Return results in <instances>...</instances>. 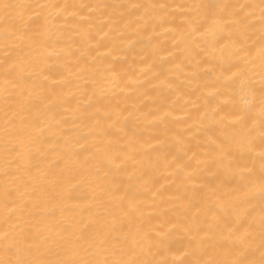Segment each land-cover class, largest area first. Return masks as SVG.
Returning <instances> with one entry per match:
<instances>
[{"label":"bare ground","instance_id":"bare-ground-1","mask_svg":"<svg viewBox=\"0 0 264 264\" xmlns=\"http://www.w3.org/2000/svg\"><path fill=\"white\" fill-rule=\"evenodd\" d=\"M21 2L33 4L24 14L25 19L39 13L41 19L47 17L50 31L43 38L46 45L37 47V63L27 66L38 87L32 90L31 96L26 93L21 97L19 88L13 89L10 84H5L10 77H6V65H3L7 49L3 37L5 25L0 22V187L5 181L3 128L7 87L13 109L18 110L22 105L26 110L22 114L27 120H34L37 129H44L40 142L48 149L46 161L56 159V154L63 152L66 138L72 141L69 151L79 153L80 162L98 149L101 154L134 156V161H128L127 172L122 174L125 183L120 194L127 189L129 199H135L136 223H142L143 230L151 232L156 242L152 249L154 255L141 258L167 260L169 264L192 259L196 234L188 231V227L194 222L197 208L189 207V201L195 195L197 203L204 197L211 205L213 201L208 199L211 190L231 179L223 169L215 165L205 166L204 161L212 152L208 143L212 136L209 129L222 116L228 120L235 117L229 115L233 111L229 100L232 90L225 87L231 72L227 71L226 55L221 54V49L229 41L224 39L215 43L211 35L205 34L206 27L199 31L182 27L190 13L179 6L201 2L238 6L258 4L259 0ZM36 4L58 7L41 9L36 8ZM161 4L167 7L160 8ZM245 12L252 13L249 17L254 25L250 30L252 39L246 41L251 46L261 35L259 9H246ZM19 14L18 11L12 13L13 16ZM207 23L210 24L211 20ZM13 42L7 41L9 44ZM252 67L254 73L250 74L258 83V58ZM97 69L100 74L92 82ZM111 72L117 75L114 77ZM85 79L88 84L84 83ZM101 89L107 93L102 106L99 99ZM43 97L47 99L41 103ZM236 100L241 109L247 107L238 95ZM90 103L94 106L90 107ZM34 105L39 112L33 109ZM97 120L107 135L96 127ZM254 135L259 144L258 129ZM21 141L23 150L32 147L23 136L15 142ZM240 155L242 164L249 167L255 164L258 175L259 148L251 156L247 152ZM46 166L47 163L42 165ZM15 168L13 164L11 171L14 172ZM133 171L135 175L129 189L128 173ZM65 187L69 186L66 184ZM93 191V187L87 184L79 185L71 192V199L63 202L68 210L57 212L55 221H46L47 225L51 227L56 222L67 225L81 217L87 221L94 213L103 217V211L98 207H93L91 212L88 210ZM24 199L30 200L31 197L25 195ZM4 216L0 205V228L5 227ZM203 218L201 214L200 219ZM132 230L134 232L135 227ZM258 245L257 238L251 257L255 260L260 258Z\"/></svg>","mask_w":264,"mask_h":264},{"label":"snow or ice","instance_id":"snow-or-ice-1","mask_svg":"<svg viewBox=\"0 0 264 264\" xmlns=\"http://www.w3.org/2000/svg\"><path fill=\"white\" fill-rule=\"evenodd\" d=\"M32 7L33 4L21 0H0V22L5 25L3 37L7 49L3 65H6V77H10L5 84H10L13 89L19 88L21 97L26 93L31 96L32 90L38 87L32 81L33 73L27 70V66L37 63V47L46 45L43 38L50 31L47 17L41 19L39 13L25 19L24 14ZM35 7L56 8L58 5L36 4ZM159 7L166 8L167 5ZM179 7L190 13L182 22V27L187 26L191 31L206 27L205 34L211 35L215 43L224 39L229 41L221 49V54L226 55L229 63L227 71L231 72L225 87L232 90L229 100L233 111L229 115L235 117L228 120L222 116L209 129L212 136L208 143L212 152L204 161L205 166L215 165L231 179L211 190L208 197L213 201L211 205L204 197L197 203L195 195L189 201V207L197 208L194 222L188 227V231L196 234L195 247L191 253L193 258L181 261V264H264V0H259L258 4L238 6L201 2ZM255 8L259 9L261 35L258 41L248 46L246 41L252 39L250 30L254 25L249 19L252 13L245 10ZM14 11L20 14L13 16ZM208 20H211L210 24ZM10 40L14 42L7 43ZM257 58L260 69L258 83L250 74L254 73L252 65ZM99 74L97 69L92 82ZM111 74L114 77L117 75L114 72ZM84 83L89 81L85 79ZM5 93V181L0 187L5 227L0 228V264H169L167 260L141 258L154 255L152 249L156 242L151 232L143 230L142 223H136L135 199H129L127 189H124L123 195L120 194L125 183L122 174L127 172L128 161H134V156L127 153L122 157L119 153L101 154L98 149L80 162L79 153L69 151L72 141L66 138L63 152L57 153L56 159L46 161L48 149L40 142L44 129H37L34 120H27L22 114L26 111L22 105L14 110L7 87ZM106 94L101 89V106ZM237 95L247 107H239ZM45 99L47 97H43L41 103ZM89 106L94 105L90 103ZM33 109L40 111L35 105ZM96 111L99 112L100 108L97 107ZM96 127L103 135L108 134L99 120ZM257 129L259 144L254 135ZM20 136L25 137L32 147L23 150V141L15 142ZM256 148H259L258 175L254 163L249 167L240 162L242 152L251 156ZM45 163L46 168L42 167ZM13 164L16 165L14 172L11 171ZM134 175V171L128 173L129 189ZM81 184L94 189L88 210L91 212L93 207H98L102 209L103 217L94 213L87 221L81 217L67 225L56 222L49 227L46 221H55L57 212L68 210L63 202L71 199V192ZM25 195L31 199L25 200ZM201 214L203 220L200 219ZM257 238L259 260L251 258Z\"/></svg>","mask_w":264,"mask_h":264}]
</instances>
